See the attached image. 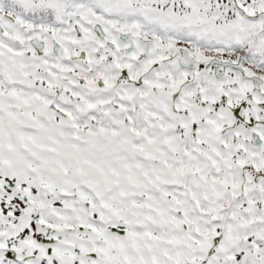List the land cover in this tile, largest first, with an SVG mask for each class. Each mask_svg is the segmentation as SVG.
Instances as JSON below:
<instances>
[{
	"label": "snow or ice",
	"instance_id": "1",
	"mask_svg": "<svg viewBox=\"0 0 264 264\" xmlns=\"http://www.w3.org/2000/svg\"><path fill=\"white\" fill-rule=\"evenodd\" d=\"M0 264H264V0H0Z\"/></svg>",
	"mask_w": 264,
	"mask_h": 264
}]
</instances>
